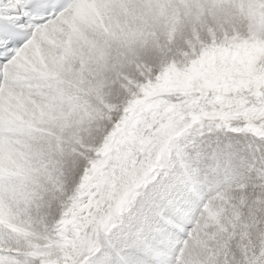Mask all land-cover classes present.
Instances as JSON below:
<instances>
[{
    "label": "snow or ice",
    "instance_id": "1",
    "mask_svg": "<svg viewBox=\"0 0 264 264\" xmlns=\"http://www.w3.org/2000/svg\"><path fill=\"white\" fill-rule=\"evenodd\" d=\"M77 6L0 0V104L10 91L26 99L22 85H35L37 106L54 115L50 134L27 129L38 141L29 164L13 175L0 163V199L15 226L0 223V264H264V213H249L257 197L264 207V84L223 97L153 94L174 67L187 71L199 59L185 43L194 28L215 30L201 34L203 48L220 42L221 25L233 37L221 6L95 0L107 27L88 23L74 37L66 22ZM230 23L248 37L247 20ZM58 29L59 43H44ZM38 44L47 68L31 62ZM3 116L0 137L10 140L25 125ZM143 128L139 145L122 146ZM222 198L248 233L226 255L204 242Z\"/></svg>",
    "mask_w": 264,
    "mask_h": 264
},
{
    "label": "rangeland",
    "instance_id": "2",
    "mask_svg": "<svg viewBox=\"0 0 264 264\" xmlns=\"http://www.w3.org/2000/svg\"><path fill=\"white\" fill-rule=\"evenodd\" d=\"M250 1L249 0H237V1L234 0V3L232 5V8H234V9H232V10H233V12L235 10H239V11H235V12H237V14L234 12L235 17H236L235 21H237V23H239L241 21V19L244 18L243 15L238 13V12H241V11L242 12H248V9L251 7V4H255V2L257 3V1H255L254 3H251ZM233 27H236V25L233 24L232 28ZM220 31L223 35H222L219 43L214 42L213 45L209 46L208 48H203V45L200 46L199 44H197V46H195V49L190 48L191 55L198 56L199 59L195 63L191 64L187 71H180L178 68L174 67L172 71L167 73L166 76L160 80L159 88L156 89L153 94L158 95V96H163V95L175 94V93L179 92V93L185 94V95H194L197 92H199L201 89H208V90H212V91H215L217 93H220L221 96L223 97V96H227L229 93L234 92L236 90V88L241 86V85L246 86L247 84H250V83L251 84H264V58H263L264 57V40H262V42H261V41L253 40L249 36L246 38L240 37L239 32L237 30H234V29H232V32L233 33L235 32L233 37L228 38L227 37L228 30H222L221 29ZM74 37H76V36L74 35ZM225 38H226L227 42H224ZM198 49H201V50L198 52ZM181 56L183 58H187L189 56V52H182ZM28 99H29V97L24 99L25 102H24V100L16 102V104H20V103L24 104L25 103L26 105L20 104V106H18V105L15 106V103H14L13 104L14 108L11 109L12 106L9 108L11 110V112L7 118L11 121L12 120H14V121L18 120L17 122L21 123L22 122L21 117L24 118L25 117L24 115H26V113L29 115L30 114L29 112H32V110L29 111L27 109H29V107H31L32 109L33 108L36 109L35 104L37 107L36 100H35V102L32 101V99L34 100V98L32 96L30 99L34 105L31 104V106H30V104H29L30 100H28ZM26 101H28L29 103ZM15 107L17 108L18 111H19V109L22 108L21 109L22 111L23 110H24V112L26 111L25 114L22 111L21 112L19 111V113H18V111L15 112L16 111V110H14V109H16ZM23 108H25V109H23ZM38 108L39 107H37V109ZM12 110H14V111H12ZM36 110H33V111H36ZM39 110H41V108ZM12 112L15 114L13 115ZM21 113L24 115H21ZM32 113H35V112H32ZM42 113L44 114V112L37 114L38 118L37 117L33 118L34 120L37 119V121H39V122L35 121L38 123V125L41 124L40 123L41 120H38V119L40 117H43ZM16 114H18V115L15 116ZM39 115H40V117H39ZM46 115H47V113H46ZM29 116L31 117V114ZM44 116H45V114H44ZM44 118L45 117H43V120H44ZM15 119H17V120H15ZM43 120H42V122L46 121V120H44V121ZM24 122H23V124H25V125H28L29 123L31 124V121H29V120L27 121L29 123H27V122L24 123ZM47 124H48V122L46 121V122H44V124L42 123V125L45 127H42V125H40L42 128L39 126L38 127L36 126L38 129H36L34 127H32V128H34V129H36L42 133L50 134L49 133L50 132L49 131L50 126H48L49 127L48 128L46 126ZM139 137H141V135H139L136 131H132L128 135V137L123 141L122 146H124V147L127 146V149H129V150L133 149L134 147L139 145V143H140ZM18 145L19 144L15 138H11L10 140H6L5 138L0 137V155L7 153V161H8L9 171L13 175L20 172L22 169L16 160V156L14 155V151L17 148H19ZM22 150L23 149H21V151ZM1 151L2 152L6 151V152L2 153ZM26 159H27V157H26ZM226 199L227 198H224L225 202L222 200L223 201L222 205L226 208V210L228 209V211L223 209V213H222L223 217L228 216V217H225L224 219H226L227 221H230V220H228V219H230L229 216L234 215V218H236V220L240 221L241 214L238 211L232 212L235 210L236 205L232 203L231 199H228V200H226ZM232 199H235V197H233ZM241 203H243V200H241ZM225 204L229 205L230 207L232 206V207L231 208H229V206L226 207ZM0 205H1L0 210H2V211H0V214L4 215L3 221L5 222V224H9L10 227L11 226L15 227L14 225L11 224V217L9 215L8 208L4 204L2 199H0ZM259 205H260V201H259V197H257V203L249 208V213L253 218L255 217L256 213H264V207H260ZM229 211L232 213L230 214ZM235 214H236V216H235ZM240 223H243V221H240ZM244 227L246 228L247 225L245 224ZM246 233L247 232H245V234ZM207 234L210 235V232H207ZM211 235H212V233H211ZM215 238L216 237H214V240H215ZM247 238H248V235L244 239H247Z\"/></svg>",
    "mask_w": 264,
    "mask_h": 264
},
{
    "label": "bare ground",
    "instance_id": "3",
    "mask_svg": "<svg viewBox=\"0 0 264 264\" xmlns=\"http://www.w3.org/2000/svg\"><path fill=\"white\" fill-rule=\"evenodd\" d=\"M255 1H257V3ZM196 2H198V0H196ZM214 2L221 6L218 10L221 13H223L226 17L224 19V24H227L230 28H232L233 24H231L230 21L235 20V18H236L235 13L237 14V12H235V11H239V10H235L234 11L235 13H234L232 10V9H234V8H232L234 0H214ZM250 2L251 3L255 2V4H251ZM250 2L249 3L251 4V7L248 9V12H242L241 11L238 13L243 15V17H244L243 20L248 21V24H247V31L249 33L248 36L251 37L253 40H257V41L262 42V40H264V6H263L264 3H261V0H251ZM200 15H203L202 11H201ZM88 23L100 25L101 28L107 27V25L104 24L103 18L99 15L98 10L95 8V0H78L77 10L74 13L73 18L66 22V28L73 34V36L74 35L80 36L82 34V25H86ZM221 29L222 30H228V28L224 27L223 25H221L220 30ZM232 29L237 30L236 27H233ZM205 31L209 35L215 34V32H214L215 30L210 28V27L205 28V27L201 26L199 28H194L193 29V33H194L193 39L192 40L185 39V43L188 44L191 49H195V46H197V44L202 46L204 44V41L201 38V34L204 33ZM62 35H63L62 29H58L57 31H55L51 34H45L43 36L44 43H46L48 45L55 46L61 40ZM152 35H155V34L153 33ZM169 39L171 40V37H169ZM31 62L36 64V65H39L42 68H47L51 61H50V59H46L45 50L42 48L41 45L38 44L32 53ZM28 97H29L28 100H30V103L28 101H26V102H28L31 106V104H33L32 101L35 102V99L34 100L32 99V101H31V99H30L31 96H28ZM23 100L24 99H21L19 96H17V94L15 92L10 91L9 98L6 101V106H5V104H0V118H4V116H3L4 113L7 114V117L9 116V114L11 112V110L9 108L11 106H12L11 109L14 108L13 107L14 103H15V106H17V105L20 106V104L24 105L25 103L24 104H22V103L16 104V102L23 101ZM24 102H25V100H24ZM36 103H37V101H36ZM37 107L35 104L36 109H37ZM25 108H23V109H25ZM21 109H19L20 112L22 111ZM36 109H34V108L32 109V112H35V113L28 111L31 114V117L29 116L30 114L28 115L27 113H26V115H24L26 111L24 112V110H23L22 112H24V114L21 113V115H24L25 117L24 118L21 117L22 118L21 123H23L25 120H26L25 122H27L29 120V121H31V124L29 122H27V123H29L32 127L38 129L37 128L38 126L41 127L40 125H42V123L44 124V122L47 121L48 124L46 126L47 127L50 126V123L54 120V115L50 114L49 112L43 111L42 109H41L42 110L41 111V110H39L40 108H38L37 110ZM14 110H16L15 112L18 111L17 108ZM14 110H12V111H14ZM27 110H29V109H27ZM33 110H36V111H33ZM19 111H18V113H19ZM38 112L39 113L44 112L45 116L43 113L42 114H43V117H45L44 120H46V121H44L43 117H40V115H39V117L41 118V119L40 118L38 119V120H41L40 125H38L37 122H39V121H37L36 118H35L36 120L33 119L34 117L38 116L37 115V114H39ZM45 112L47 113V115ZM14 114L15 113H13V115ZM17 115L18 114H16L15 116H17ZM86 115H87V113L85 112V116ZM15 120H17V119H15ZM42 120L44 122H42ZM12 121H14V120H12ZM17 121H15V122H17ZM35 121H37V122H35ZM42 127H45V126L42 125ZM18 147H19V145H18ZM4 152H6V151H4ZM4 152H2V153H4ZM222 200L224 201V198H222ZM222 200H221V202H218L217 208L214 210L216 214L214 216L207 217L206 230L204 232L205 245L209 246L211 248H215L217 250L218 255H226L227 254L226 249H227L229 242L235 241L237 244L242 243L244 238H246V236L248 235V233L245 234V232L241 235V233L237 230V223L236 222L238 220H236V218H234V215L229 216L230 219H228V220H230V221H227L226 219H224L225 217H228V216L223 217V214H222L223 209L226 210V208L222 205V203H223ZM226 200H228V199H226ZM227 206H229V205H226V207ZM231 207L229 206V208H231ZM0 211H2V210H0ZM226 211H228V209ZM232 212H235V210ZM232 212H230V214ZM3 216L4 215L0 214V223L5 224V222L3 221L4 220ZM235 216H236V214H235ZM207 232H210V235H208ZM211 233H212V235H211ZM214 237H216L215 240H214Z\"/></svg>",
    "mask_w": 264,
    "mask_h": 264
},
{
    "label": "clouds",
    "instance_id": "4",
    "mask_svg": "<svg viewBox=\"0 0 264 264\" xmlns=\"http://www.w3.org/2000/svg\"><path fill=\"white\" fill-rule=\"evenodd\" d=\"M22 88H23V91L26 97L31 96V95H36L37 97H39V94L43 91L42 88L35 86V85L31 88H28L27 86L22 85ZM31 110H32L31 107H29V111ZM31 127L32 126L28 124L19 130L13 131L12 133L16 141L19 143V148H17L14 151V155L16 156V160L21 168H24L26 164L30 163L29 161L26 160V157L28 156L29 150L34 149L36 147V144L38 143L36 139L30 138L27 135V129ZM148 131H150V129L143 128L139 130L138 134L141 136H144ZM37 135H39V133H37ZM125 147L127 148V146ZM21 149H23V151H21ZM5 157H7V153L0 155V163L8 164V161L7 159H5Z\"/></svg>",
    "mask_w": 264,
    "mask_h": 264
}]
</instances>
